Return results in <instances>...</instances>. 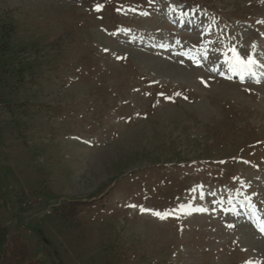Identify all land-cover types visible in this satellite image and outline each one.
Wrapping results in <instances>:
<instances>
[{
    "label": "rangeland",
    "instance_id": "rangeland-1",
    "mask_svg": "<svg viewBox=\"0 0 264 264\" xmlns=\"http://www.w3.org/2000/svg\"><path fill=\"white\" fill-rule=\"evenodd\" d=\"M262 67L264 0H0L2 264H264Z\"/></svg>",
    "mask_w": 264,
    "mask_h": 264
},
{
    "label": "bare ground",
    "instance_id": "bare-ground-1",
    "mask_svg": "<svg viewBox=\"0 0 264 264\" xmlns=\"http://www.w3.org/2000/svg\"><path fill=\"white\" fill-rule=\"evenodd\" d=\"M100 9L102 8V7H99ZM99 9V10H100ZM98 10V11H99ZM172 13L173 12H171L170 14L172 15ZM190 17L191 16H189V15H184L183 17H182V15H180L178 18V23H183V24H185L186 22H188V19H190ZM199 27H201V25H198V24H194V27H191L190 29L191 30H198V31H200V28ZM262 52V51H261ZM234 57V56H233ZM249 57H251L254 61H255V63H254V66H258V65H261V64H259L258 62H257V59H259V55H258V52H253V53H251V52H247L246 53V55H245V57L243 58V60L244 61H247L248 60V58ZM259 67V66H258ZM261 67V66H260ZM262 69H264V67H262ZM263 71V70H262ZM244 74H245V76L246 77H249V75H250V69H248V70H244ZM239 75V74H238ZM258 77H260V78H262V77H264V73H262V72H259V76ZM195 194V193H194ZM195 196V195H194ZM209 197V196H208ZM192 198H194V197H192ZM197 198V197H196ZM192 200V199H191ZM207 201H208V199H207ZM240 201V199H237L236 197L233 199V200H229V198L228 199H226V202L225 203H222V207L220 208L219 207V205L218 206H216L217 207V209H219V210H227V209H229V208H231V207H233V202H236V203H238ZM188 202H190V201H188ZM192 204H194L193 202H192ZM197 205V204H196ZM215 205V204H214ZM183 206L185 207V208H187V209H190V210H193V208L190 206V204H187V202L186 203H184L183 204ZM194 208H197V206H195V205H192ZM203 206V205H202ZM215 207V206H214ZM200 208L201 209H205V210H207L208 208L207 207H201L200 206ZM143 209V208H142ZM147 211V210H146ZM181 211V210H180ZM248 211H251V210H249L248 209ZM208 212V211H207ZM264 210L263 211H261V217H260V219H262V222L264 221ZM259 223H261V222H259ZM261 226H263V223H261Z\"/></svg>",
    "mask_w": 264,
    "mask_h": 264
},
{
    "label": "snow or ice",
    "instance_id": "snow-or-ice-1",
    "mask_svg": "<svg viewBox=\"0 0 264 264\" xmlns=\"http://www.w3.org/2000/svg\"><path fill=\"white\" fill-rule=\"evenodd\" d=\"M99 7H100V6L98 5V6H97V10H99ZM229 50L233 53V56H234V58H235V61H236V63H237L238 65H245V64H247V65H251V64H254V63H255V61H254L251 57H249L247 61L242 60V59L240 58V56L238 55V53H236V51H235L234 48H231V49H229ZM155 215H156L157 217L161 218V219L166 218L165 216L161 215L160 213H155ZM260 230H261V231H264V226H262Z\"/></svg>",
    "mask_w": 264,
    "mask_h": 264
},
{
    "label": "trees",
    "instance_id": "trees-1",
    "mask_svg": "<svg viewBox=\"0 0 264 264\" xmlns=\"http://www.w3.org/2000/svg\"><path fill=\"white\" fill-rule=\"evenodd\" d=\"M6 240H7V235H6L5 231H4V228H2L0 226V251H1V253H0V263L1 264H2V259L6 256V252L4 250L5 247L3 245V242H5ZM1 247L3 249H1Z\"/></svg>",
    "mask_w": 264,
    "mask_h": 264
}]
</instances>
